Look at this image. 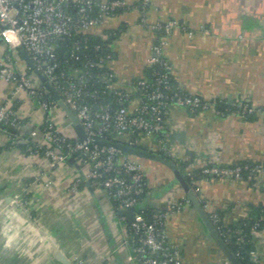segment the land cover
Masks as SVG:
<instances>
[{
    "label": "crops",
    "instance_id": "1",
    "mask_svg": "<svg viewBox=\"0 0 264 264\" xmlns=\"http://www.w3.org/2000/svg\"><path fill=\"white\" fill-rule=\"evenodd\" d=\"M123 1L125 8L90 30L99 37L119 30L109 62L115 87L131 95L153 45L165 39L163 56L174 88L212 105L194 115L170 105L166 135L185 131L187 137L186 146L176 139L168 142L171 149L187 162L185 151H194L199 167L206 162L264 163V0ZM168 22H173L168 34L156 29ZM19 51L0 41V60L10 58L16 70H27ZM137 102L139 98H132L129 105ZM0 104L12 110L16 125L8 135L0 128V264H139L130 258L125 242L126 218L89 183L74 187L76 166L52 165L42 155L18 149L17 144L27 143L30 130L44 122L36 100L14 83L0 80ZM245 106L252 110L249 117L223 112ZM51 115L62 133L76 135L63 110H52ZM144 144L148 152H158L153 139ZM133 160L141 165L148 188L137 207L166 211L187 196L169 169ZM193 195L205 215L221 212L230 225L264 203V175L254 183L203 180ZM164 229L179 247L182 264L227 263L190 201L165 219ZM253 238L252 262L264 264V232Z\"/></svg>",
    "mask_w": 264,
    "mask_h": 264
},
{
    "label": "built area",
    "instance_id": "2",
    "mask_svg": "<svg viewBox=\"0 0 264 264\" xmlns=\"http://www.w3.org/2000/svg\"><path fill=\"white\" fill-rule=\"evenodd\" d=\"M146 3L144 1L143 4ZM70 7L75 9V17L67 12ZM125 7L126 2L123 0H0V39L11 50L20 49L27 53L35 71L44 77L59 100L76 118L85 135L84 141H80L76 135L69 137L58 129L51 115L52 110L59 108L58 100L49 102L42 98L49 91L33 70L29 72L28 68L19 71L15 69L10 58L0 60V80L14 83L18 90H24L29 97L36 100L44 112V122L32 128L29 134L35 148L44 150V159L52 165H66L68 159L74 158L79 167L74 187L79 186L81 182L89 183L108 200L117 201L119 210L134 209V220L125 234V242L131 249L130 258L139 264H182L180 249L169 241L164 222L169 215L179 212L188 203L187 199L182 197L179 203L160 214L158 223L146 222L135 211L137 198L147 187L141 165L118 149L101 146L97 142H107L106 137L113 136L124 140L125 146L135 148L140 142L153 139L158 152L175 165H179L187 161L171 149L167 133L163 131L168 108L176 104L193 112L206 111L211 109L212 105L198 96L175 93L169 98L164 92L169 89L171 68L163 56V49L167 46V41L163 38L153 45L152 55L147 60L148 65H157L163 71L156 73L155 89L146 91L148 84L145 80H138L133 86V91L144 92L136 104L129 105L132 98L129 93H122L115 87L116 82H111L113 75L102 78L107 90L102 93H113L118 102H126L128 107L112 109L110 105H103L93 108L87 99L95 100L99 91H86L87 73L79 69L69 73L58 72L59 64L54 51L56 40L68 36L73 31H90L105 17ZM93 10H97V18L90 16ZM172 26L173 22L159 23L156 29L168 34ZM7 33H13L16 38L8 39ZM77 50L75 45V51ZM71 58L78 59L74 51ZM88 66L92 67L93 63H87L86 67ZM251 111L245 106L238 113L244 116ZM0 123L4 126L15 123L12 110L5 104H0ZM136 133L142 136L141 139L132 137ZM69 139L74 140L71 142ZM199 164V161L193 159L189 161L186 174L191 176L195 169L201 168L203 174L213 178L243 181L242 172L246 171L245 182L264 175V163L251 166L238 163L221 166L206 162L201 167ZM196 201L198 204L201 202L198 199ZM207 214L211 225L224 222L215 212Z\"/></svg>",
    "mask_w": 264,
    "mask_h": 264
},
{
    "label": "trees",
    "instance_id": "3",
    "mask_svg": "<svg viewBox=\"0 0 264 264\" xmlns=\"http://www.w3.org/2000/svg\"><path fill=\"white\" fill-rule=\"evenodd\" d=\"M118 11V10H117ZM115 11V13L117 12ZM67 12L75 17V9L70 7L67 9ZM92 18H97L98 13L97 10H93L90 14ZM119 37V30H110L105 33L104 38L95 35L90 31H80V32H71L68 36L58 39L54 42V51L56 55V61L59 64L58 72L69 73L74 69H79L83 72H86L85 78V89L86 91H99V94L95 100L87 99V102L92 104L93 108H97L103 105H110L112 109H117L120 107H128L126 102L121 104L117 101V97L113 93H102V91L106 90V83L102 79L103 77H110L113 75L112 69L109 67L110 60L113 59V51L112 44ZM75 45L78 47V50L75 51ZM72 51H74L75 58H71ZM87 63H93L92 67H86ZM30 72L31 69L29 68ZM163 70L161 67L157 65H147L143 70V76L140 79H136L133 82V86L138 82V80H145L147 82L146 91H151L156 88L155 78L156 73H160ZM114 76V75H113ZM111 82H116L115 77ZM121 90V89H119ZM49 91V90H47ZM122 93H127L125 90H121ZM164 92L172 98L173 94L180 93L178 92L173 85L171 77L169 78V89L164 90ZM128 94V93H127ZM183 94V93H180ZM129 95V94H128ZM144 92L139 90H134L133 93L129 96L131 98H142ZM187 95V94H183ZM43 99H47V101L56 102V98L52 92H48L43 95ZM239 112L241 109L239 108H231L229 110H221L224 113L229 111ZM191 115L197 114L201 112L200 110H196L193 112L188 111ZM251 115L250 112L244 114V117H249ZM166 126H164V130L166 132ZM133 138L141 139L142 136H139L137 133L132 136ZM74 139H69V141H73ZM107 142L113 144L126 145V142L121 139L114 138L113 136L106 137ZM18 149L21 152L26 153H35L38 155H43V149L35 148L34 144L31 142L30 138L27 139V143H19L17 144ZM136 149H140L143 151H147L146 145L144 143H139L135 146ZM164 158H167L161 152H157ZM133 159V158H131ZM170 160L169 158H167ZM171 161V160H170ZM187 164L188 162L176 165L182 176L187 183L189 190L193 193L195 189H197V183L203 180H209L213 178L212 176L205 175L201 172V168H197L192 172L191 176L186 174L187 172ZM240 165H253L252 163L242 162L238 163ZM243 179L246 180L247 172H242ZM146 180V179H145ZM243 180V181H244ZM255 179L248 181V183H254ZM85 186V182H81L79 187L82 188ZM148 188H145L143 194H141L137 198V205L135 207V211L140 214L144 220L148 223H156L157 218L160 214H163L165 211L155 210L147 207H137L138 203L142 201L145 194L147 193ZM185 198L188 201L187 196ZM113 205L118 209V202L111 199L110 200ZM189 203V201H188ZM222 220L223 214L221 212H215ZM206 217L209 219L208 214ZM158 223V222H157ZM158 226V225H157ZM213 229L219 235V237L225 242L226 247L236 259L238 264H253L251 259V254L254 250V234L264 232V203L259 204L257 206H253L250 208L249 215L247 218L240 219L237 222L225 225V223L221 222L219 225H213ZM254 228V229H253ZM106 264V263H102ZM230 264V263H229Z\"/></svg>",
    "mask_w": 264,
    "mask_h": 264
},
{
    "label": "water",
    "instance_id": "4",
    "mask_svg": "<svg viewBox=\"0 0 264 264\" xmlns=\"http://www.w3.org/2000/svg\"><path fill=\"white\" fill-rule=\"evenodd\" d=\"M0 41H1V39H0ZM18 56H19V58L21 60H23L26 63V65L31 70H33L35 72L37 78L42 83L45 84L47 89L50 92L53 93V95L55 96L56 100H58V107L61 110H63L65 112V114L70 118V120H71V122L73 124V130H74V132L76 134V137L80 141H84L85 140V135L83 133V130H82L81 126L78 124L76 118L70 112V110L67 108V106L62 101L59 100V97L53 92L52 87L48 83H46L44 77L39 72L35 71V67H34L33 63L31 62V60H30L29 56L27 55V53L24 50H21V51H19ZM15 127H16V125L15 126H12V125L4 126V125H2L0 123V128L4 130L6 135L11 134L13 129H15ZM30 132H31V130H30ZM175 139L179 141V144L181 146H186L187 145V137H186V132L185 131H180V132H176L175 131V132H172V133L168 134L167 140H168L169 144H173V141ZM97 144L101 145V146L114 147V148L118 149L121 153L127 155L130 158L154 161L156 163H159V164L163 165L167 169H169L171 171V173L173 174V177H174L175 181L177 182V184L182 188L184 193L187 195L188 200L194 206V208L197 211L201 221L206 226L210 237L213 239V241L216 243L218 248L224 254V256L226 258V261L228 263H230V264H238L236 259L233 257V255L230 253V251L228 250V248L224 244L223 240L219 237V235L213 229V227L210 224L209 220L207 219L206 215L204 214V212L202 211L201 207L197 203L193 193L189 190V187H188L187 183L185 182V179L182 176L179 168L172 161L168 160L167 158H164L163 156H161L159 154L149 153V152H146V151H143V150H140V149L127 147V146L120 145V144H113V143L103 142V141H98ZM185 153H186V155H188L190 157V161L194 158V155H195L194 151L186 150ZM67 162L69 164H72V165L76 166V168H79L78 165L75 164V159L74 158L68 159ZM85 184L87 185L88 183H85ZM118 213H119L120 216L126 218V221H127L128 225L133 222L134 215H135L134 209L119 210Z\"/></svg>",
    "mask_w": 264,
    "mask_h": 264
},
{
    "label": "clouds",
    "instance_id": "5",
    "mask_svg": "<svg viewBox=\"0 0 264 264\" xmlns=\"http://www.w3.org/2000/svg\"><path fill=\"white\" fill-rule=\"evenodd\" d=\"M6 36H7L8 39H13L14 40L16 38L13 33H7Z\"/></svg>",
    "mask_w": 264,
    "mask_h": 264
}]
</instances>
